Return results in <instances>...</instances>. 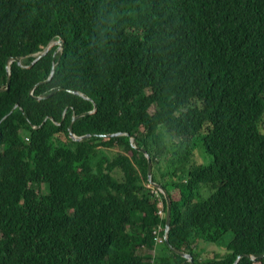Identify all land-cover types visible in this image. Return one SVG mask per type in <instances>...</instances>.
<instances>
[{
	"label": "trees",
	"instance_id": "trees-1",
	"mask_svg": "<svg viewBox=\"0 0 264 264\" xmlns=\"http://www.w3.org/2000/svg\"><path fill=\"white\" fill-rule=\"evenodd\" d=\"M58 40L0 92V264H190L146 157L95 136L119 132L172 199L173 247L264 264V0H0V89ZM53 61L33 96L82 97H29Z\"/></svg>",
	"mask_w": 264,
	"mask_h": 264
},
{
	"label": "water",
	"instance_id": "water-1",
	"mask_svg": "<svg viewBox=\"0 0 264 264\" xmlns=\"http://www.w3.org/2000/svg\"><path fill=\"white\" fill-rule=\"evenodd\" d=\"M54 47H58V49L56 50L54 56L58 53V52H62L63 50V42L61 40H58L57 42L55 43H50L40 54L34 56V60L33 62L31 63V65L27 68H31L33 67L37 62H39L41 59H43L44 57H46L49 52L54 48ZM16 63L18 66L20 67H23V68H26L24 66H22L21 64V58L19 57H10L7 59L6 61V76H7V82H6V87L4 89H0V92H6L8 90V87L10 86V78H11V65L12 63ZM53 74H54V61L52 63V72H51V75H50V78L48 81L44 82V83H40V84H37L30 92H29V97L32 98L34 101L36 102H41L42 100H48L49 98H51L52 96H54L55 94L57 93H60V92H66L70 95H73V96H77V97H81V95L78 93V92H75V91H71V90H63V89H58L56 91H54L51 95H49L48 97L46 98H36L33 96V92L34 90L41 86L42 84H46L48 83L51 78L53 77ZM95 111V109L92 111V112H89L87 114H92L93 112ZM86 115V114H84ZM84 115L80 116V117H76L74 116L72 119H71V123L68 127V138L74 142V143H80V141H83L84 139H87L90 137V135H85V136H81V138H77L74 136L73 134V131H72V126L74 124V122L76 120H78L79 118H82ZM98 137H101V138H112V137H120V136H126L129 138V142H130V145L132 146V148L136 149L138 152L142 153L146 159H147V163H148V179H149V182L150 184L160 190L165 199H166V202H167V218H166V230H165V235H164V238H165V243L166 245L168 246V248L176 255L180 256V257H183L185 258L190 264H195V261H194V257L191 255V254H188L186 252H183L175 247H173L170 243V228H171V222H172V199L168 193V191L164 188L163 185L161 184H158L156 183L154 180H153V164L151 163V160H150V157L149 155L146 153V151H144L142 148H137L134 144H133V138H131L128 134L126 133H114V134H110V135H97ZM244 257H247L251 260H257V258H255L254 256L252 255H241L238 257L237 261L234 263V264H238L239 260L244 258ZM260 258H264V255L261 256Z\"/></svg>",
	"mask_w": 264,
	"mask_h": 264
},
{
	"label": "rangeland",
	"instance_id": "rangeland-1",
	"mask_svg": "<svg viewBox=\"0 0 264 264\" xmlns=\"http://www.w3.org/2000/svg\"><path fill=\"white\" fill-rule=\"evenodd\" d=\"M166 144H170V142L172 141H176L175 138H173L171 135H168L166 138ZM195 161L196 163H204V164H208L211 159L203 152V150L199 148L196 150V154H195ZM176 198H178L177 195H175ZM232 239V235L231 234H227L224 241L222 243L219 244H214V243H209L206 241H199L198 242V249L201 251V254L204 258H213L214 256H222L225 255L227 253V244L230 242V240Z\"/></svg>",
	"mask_w": 264,
	"mask_h": 264
},
{
	"label": "clouds",
	"instance_id": "clouds-1",
	"mask_svg": "<svg viewBox=\"0 0 264 264\" xmlns=\"http://www.w3.org/2000/svg\"><path fill=\"white\" fill-rule=\"evenodd\" d=\"M53 43H55V42H53ZM57 49H58V47H57ZM56 49V50H57ZM63 49H64V45H63ZM56 52V51H55ZM62 52H63V50H62ZM62 52H58L57 54H62ZM50 53V52H49ZM55 54V53H54ZM56 54V55H57ZM56 55L54 56V58L56 57ZM33 59H34V57H33ZM22 60V59H21ZM33 62V61H32ZM31 65V64H30ZM29 65V66H30ZM23 66V65H22ZM28 66V67H29ZM55 66H56V64L54 63V69H55ZM27 68V67H26ZM77 97V96H76ZM81 97H82V95H81ZM94 109L96 110V107H94ZM93 109V110H94ZM92 112V111H91ZM95 112V111H94ZM93 112V113H94ZM89 113V112H88ZM84 114H87V113H84ZM85 116V115H84ZM71 123V122H70ZM95 136H97V135H95ZM85 140V139H84ZM27 142V141H26ZM134 144V143H133ZM150 186V188H151V191H152V193H153V195L156 197V198H158V199H160V202L162 201V204H163V211H164V213H165V216L163 217V219H165V218H167V211L165 210V206H164V202H163V193L160 191V190H158V189H156V188H154L151 184L149 185ZM156 193H158V194H160V198H159V196H157V194ZM166 200V199H165ZM160 202H159V204H160ZM159 209H160V207H159ZM161 210V209H160ZM160 210H159V212H160ZM161 228V230H162V227H160ZM166 230V229H165ZM165 235V234H164ZM160 242L162 243V242H165V238H161V240H160ZM155 253V251L154 252H152V254H154Z\"/></svg>",
	"mask_w": 264,
	"mask_h": 264
},
{
	"label": "built area",
	"instance_id": "built-area-1",
	"mask_svg": "<svg viewBox=\"0 0 264 264\" xmlns=\"http://www.w3.org/2000/svg\"><path fill=\"white\" fill-rule=\"evenodd\" d=\"M157 194V196H159V198H160V194H158V193H156ZM159 207H160V212H159V214L161 215V217L163 218L164 216H165V213H164V211H163V204H162V201L160 202V204H159ZM160 230H161V228H160Z\"/></svg>",
	"mask_w": 264,
	"mask_h": 264
},
{
	"label": "bare ground",
	"instance_id": "bare-ground-1",
	"mask_svg": "<svg viewBox=\"0 0 264 264\" xmlns=\"http://www.w3.org/2000/svg\"><path fill=\"white\" fill-rule=\"evenodd\" d=\"M73 129V128H72Z\"/></svg>",
	"mask_w": 264,
	"mask_h": 264
}]
</instances>
